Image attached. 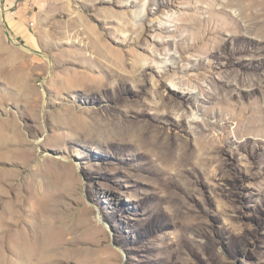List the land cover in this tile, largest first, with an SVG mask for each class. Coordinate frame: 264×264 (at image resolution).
Returning a JSON list of instances; mask_svg holds the SVG:
<instances>
[{
    "label": "rangeland",
    "instance_id": "374dc122",
    "mask_svg": "<svg viewBox=\"0 0 264 264\" xmlns=\"http://www.w3.org/2000/svg\"><path fill=\"white\" fill-rule=\"evenodd\" d=\"M0 130V264H264L259 0H0Z\"/></svg>",
    "mask_w": 264,
    "mask_h": 264
},
{
    "label": "bare ground",
    "instance_id": "6f19581e",
    "mask_svg": "<svg viewBox=\"0 0 264 264\" xmlns=\"http://www.w3.org/2000/svg\"><path fill=\"white\" fill-rule=\"evenodd\" d=\"M259 6L264 8V0H259ZM242 84H246V81H244V83H242ZM171 85L173 86L172 88H174V86H176L174 83H171ZM176 88L177 87H175L174 89H176ZM174 93H176V92H174ZM149 105L151 106V108H153V110H154L153 114L154 115H158L159 117L178 116L179 122H181V120L184 118V116L187 112V110L185 109V105L182 101L178 100L175 96H173L171 94L165 93L164 90H162L159 86H156V88L154 89V94L150 99ZM102 119H103V121L99 124L103 125L105 123L107 129L109 131H111L112 134H116V136H119V137L130 136L133 140L139 141V144H141V146H143V148H146V149L149 148L151 150L153 149V147L151 146L152 145V137L158 138V136L156 134L158 131V128L156 125H154V126L148 125V126H146V129L143 130L142 132L141 131H139V132H132V131L128 132L129 130H121L120 127L115 126V119L116 118L113 116V114H110V115L105 116V117L103 116ZM95 124L98 125V121L95 120ZM163 129L165 130L166 128H163ZM163 139L169 141V143L171 145L177 146L171 140V132L170 131H169L168 135L165 136ZM2 146H1V148H2ZM0 214H1V212H0ZM36 248H39V247H36ZM37 255H39V254H37Z\"/></svg>",
    "mask_w": 264,
    "mask_h": 264
}]
</instances>
